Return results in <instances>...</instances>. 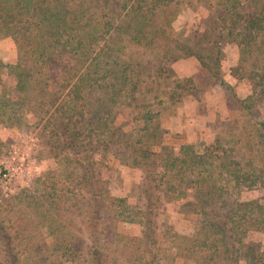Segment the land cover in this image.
I'll use <instances>...</instances> for the list:
<instances>
[{
    "label": "trees",
    "instance_id": "16d2710c",
    "mask_svg": "<svg viewBox=\"0 0 264 264\" xmlns=\"http://www.w3.org/2000/svg\"><path fill=\"white\" fill-rule=\"evenodd\" d=\"M204 1L210 3L207 9L212 30L200 40L216 48V60L223 57L224 49L230 45L239 50L240 60L235 72L251 83L253 95L243 100L219 70L213 71V76L230 93L242 114L254 119V109L264 97V0ZM185 3L192 4L188 0H140L132 5H119L117 0H0V43L16 38L12 47L16 58L5 65L3 74L0 73V86L4 87L3 76H8L20 95L18 100L9 103L3 88L0 125H9L8 121L13 119L22 122L28 115L37 116L44 106L53 107L58 103L65 91L68 113L84 118L86 109L93 105V94L110 93L111 98L103 99L108 109L103 106L104 112L95 113L104 122L99 126L103 133L110 132L114 139L118 137L112 130L116 122L113 110L119 100L132 106L139 117L136 118L139 140L132 145L117 140L122 147H131L128 150L131 164L124 166L135 167L149 178L155 175L151 180L144 178L145 184L154 182L150 187L154 193L174 189L185 195L179 185L186 184L190 177L196 178L192 182L197 193L194 211L202 216L201 226L188 235L174 232L170 241L178 245L176 249L182 254L184 264H240L237 253L246 247L248 233L264 234V198L240 201L234 208L229 207V202L235 191H241L244 185L253 187V181L264 178V166L249 161L251 174L248 172L247 176L245 166L234 159V148L221 153L217 150L200 152L194 144L184 146L178 156L162 157L153 150L158 141L160 112L149 110L152 104H140L136 96L155 91L153 87L141 88L147 82L141 79L144 67L137 57L155 55L157 69L152 83L160 86L163 80L172 79L179 96L193 81L173 78V64L195 59L207 72H212L216 65L209 66L191 48L181 47L182 37L176 32L175 23ZM245 10L250 13L246 14ZM128 48H134L135 54H126ZM52 72L60 73L64 81L50 86L43 84L42 76ZM42 85L51 87L50 93L45 92L48 89ZM36 89L44 93L42 97L46 96L48 102L30 107L33 100L30 96ZM69 119V123H73V119ZM254 128L264 141V119L255 120ZM111 156L115 163L116 160L120 162L116 154ZM57 162L61 160L57 158ZM156 164L162 166L161 171L157 172ZM110 180H107L110 187L117 186L121 192L125 191L121 182ZM63 181L69 182L68 175L53 182L48 188L51 192L29 196L31 200L26 202L27 195L15 198L19 203L25 202L39 215L44 227L58 236L57 249L65 259L62 264H117L113 258L123 259V264H157L158 256L153 247L158 242L152 237L153 233L136 236L119 231L145 224V211L139 204L141 195L134 198L126 194L115 201L108 191L101 189L99 182L90 181L88 222L76 223L73 218L74 222L60 224L61 209L79 211L84 204L77 194L57 195L60 189L56 185ZM88 182L83 178L78 185L86 186ZM146 193L141 190L142 195ZM150 225L154 230V224ZM39 235L28 232L29 237ZM0 236L5 240L10 264H20L12 239L1 223ZM45 247L42 240L27 241L28 264H47ZM245 256L254 264H264L263 255L246 253Z\"/></svg>",
    "mask_w": 264,
    "mask_h": 264
},
{
    "label": "rangeland",
    "instance_id": "374dc122",
    "mask_svg": "<svg viewBox=\"0 0 264 264\" xmlns=\"http://www.w3.org/2000/svg\"><path fill=\"white\" fill-rule=\"evenodd\" d=\"M139 1L117 0V3L132 5ZM190 1L192 4H183L180 16L175 23L176 32L182 37L181 47L191 48V51L203 58L209 66L216 65L212 67V72H207L195 59L190 61L183 59L173 64V78L193 81V84L186 85L187 89L181 91L183 94L179 96V92L173 88L172 79L163 80L160 86L152 83V76L157 69L155 55L137 57L144 67V75L141 79L147 82L141 88L145 90L153 87L155 91L146 96L143 93L136 96L140 104H152L149 110L155 113L160 112L157 121L158 141L153 150L162 157H167L180 155L184 146L188 144H194L197 147L196 150L200 152L217 150L221 153L234 148V159L241 162L243 167L245 166L247 170L245 173L249 176L248 172H251L248 169L249 161L257 166H264V141L254 128L255 120L264 119V97L257 103L254 109V119H251L242 114L230 93L216 82L213 71L219 70L228 83L237 90L236 93L240 98L244 100L253 95L251 83L243 78V75L237 73V76L235 72L240 60L239 50L230 45L224 49L223 57L216 60V48L200 40L212 30L207 9L210 3L204 0H188ZM245 13L250 12L245 10ZM184 40L188 41L184 42ZM15 41L16 38L11 37L10 40L0 43V73L2 74L5 71V65L14 62L16 58L12 50ZM111 44L113 43L110 42ZM135 52L134 48H128L125 53L135 54ZM41 81L50 86L54 82L64 80L60 73L52 72L43 75ZM3 85L4 87L0 86V94L5 88L9 103L18 100L17 97L20 95L14 88L13 79L3 76ZM47 89L45 92L50 93L51 87ZM107 93L102 91L91 96L93 105L86 109L84 118L68 113L65 96L67 91H65L58 103L53 107L44 106L37 116L28 115L22 122L13 119V123L8 121L9 125H0V223L12 239L20 264L30 262L27 259L30 254L26 248V242L32 239L40 242L42 240L46 245L44 254L47 264L65 262L57 249L58 236L44 227L39 215L25 202L31 200L29 196L40 192H51L48 189L52 186L51 184L66 175H68L69 182L63 181L60 185H56L60 189L57 195L77 194L84 204L81 205L79 211L61 209L60 224H65V221L66 224L74 222L73 218L76 223L88 222L91 216V206L87 204L91 196L90 181L99 182L101 189L108 191L115 201L126 194H131L134 198L141 195L139 204L145 211L143 217L145 224L126 229L120 228L119 231L136 236L153 233L152 237L158 242L153 247L154 253L158 256L157 264H184L182 254L176 249L178 245H172L170 241L172 240L171 234L174 232L188 235L201 226L202 216L194 211L197 193L192 182L196 178L190 177L186 184L179 185V188L185 191V195H180L174 189L154 193L153 188H150L154 186V182L145 184L144 178L146 181L151 180L155 178V175L149 178L146 173L142 174L135 167L124 166L123 164H131L132 159L128 151L131 147L126 148L124 145L122 147L117 144V140L119 138V142L123 141L130 145L139 140L137 131L139 120L136 119L139 117L132 106L119 100L113 110L116 122L112 130L118 137L114 139L110 132L103 133L99 126H102L104 122L98 119L95 113L99 110L104 112L107 108L103 101V99L111 98V94ZM42 95L44 93L36 89L30 96L33 100L29 106L36 107L40 102L47 104V97L43 98ZM139 112L142 113L141 109ZM70 117L73 123H69ZM108 122L110 123V120ZM117 129H120V132ZM112 154H116L121 163L117 160L115 163ZM57 158L61 160L60 163L57 162ZM156 167L157 172L162 170L160 164H156ZM58 173L59 177H57ZM83 178L89 181L87 185H78ZM108 179H114L118 184L121 182L125 186V191L121 192L117 186L110 187ZM253 182V187L249 188L244 185L241 191H235L229 207L234 208L240 201L264 198V178L260 177ZM137 186H142V188L138 189ZM141 190L147 193L142 195ZM20 194L27 195L25 202L19 203L18 199H15L16 196H22ZM151 222L154 224L152 226L154 230L151 228ZM35 225H37L36 228H34ZM170 229L172 231H169ZM34 231L40 235L29 237L28 232L34 234ZM87 234L88 229L85 235L86 243L90 240ZM4 241L0 236V264H10ZM246 243V247L241 251L238 250L237 253L240 256V264H254L245 255L252 253L264 256V234L249 232ZM114 259L117 260V264L124 263L123 259Z\"/></svg>",
    "mask_w": 264,
    "mask_h": 264
}]
</instances>
